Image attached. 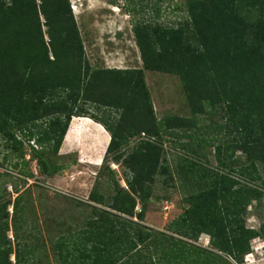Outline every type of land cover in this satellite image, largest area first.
<instances>
[{"label": "trees", "instance_id": "obj_1", "mask_svg": "<svg viewBox=\"0 0 264 264\" xmlns=\"http://www.w3.org/2000/svg\"><path fill=\"white\" fill-rule=\"evenodd\" d=\"M187 6L189 18L179 26L134 23L143 68H94L70 0H0V126L17 152L14 169L22 166L24 174L28 165L17 132L33 138L32 126L43 120H49L48 129L35 139L42 149L32 146V155L45 175L64 168L45 149L60 153L73 117L80 115L81 99L121 111L119 126L107 127L112 136L104 160L131 137L146 133L155 138L142 140L125 159L133 173L130 190H123L117 173L103 163L98 174L109 176L115 194L108 199L92 190L90 200L105 209L94 206L85 237L91 245L73 259L61 249L63 264H224L218 252L242 263L250 240L258 236L241 216L263 191L224 172L210 187L185 198L190 208L175 225L182 237L143 223L152 184L163 168L164 135L176 136L174 129L199 121L183 125L159 119L145 70L178 75L200 114L214 115L220 106L231 122L220 126L239 136L233 153L245 152L253 173L264 162V0H187ZM225 154L218 146L221 164ZM0 176V264H14L12 254L15 264H27L25 252L41 238L40 224L19 217L24 196L7 199L12 174ZM138 201L142 209L136 213ZM202 233L210 235L217 252L190 241Z\"/></svg>", "mask_w": 264, "mask_h": 264}, {"label": "rangeland", "instance_id": "obj_2", "mask_svg": "<svg viewBox=\"0 0 264 264\" xmlns=\"http://www.w3.org/2000/svg\"><path fill=\"white\" fill-rule=\"evenodd\" d=\"M70 1L87 58L94 68H143L141 52L135 41L134 23L146 21L171 27L179 26L189 18L187 0ZM93 1L94 7L91 6ZM114 8L118 9L114 11ZM145 76L159 119L172 118L173 123L183 125L199 121L191 127L174 129L176 136L164 135L161 141L163 168L152 184L144 225L182 237L175 225L190 208L185 198L210 187L220 172L241 184L260 187L264 193V162H258L257 173H253L248 155L241 149L233 153L231 147L236 146L239 136L235 129H222L220 126L231 124L220 106L214 115L200 114L190 103L178 75L145 70ZM77 109L80 115L73 117L60 153L55 155L45 149L64 166L54 176L40 171L31 150L32 146L42 149L35 139L48 129L49 120L32 126L35 131L33 138L21 131L16 134V138L23 141L28 163L23 166L24 174L19 171L22 166L18 170L13 168L18 161L17 152L9 134L0 126V174L4 171L12 174L6 185L7 199L15 200L22 193L24 199L19 217L30 223L36 220L40 224L41 238L31 241V247L25 252L27 264H63L61 249L69 250L70 259H73L89 247L91 241L85 237L91 230L89 222L93 219L94 206L105 209L104 205L90 200V193L96 188L108 199L115 194V186L109 176L98 174L103 163L117 173L120 187L130 190L129 181L133 173L127 168L125 159L142 140L155 139L146 133L131 137L104 160L112 136L107 127L119 126L121 111L82 99ZM218 146L226 149L222 164L216 157ZM119 156L122 158L118 159ZM3 179L0 176V183ZM141 209L142 204L138 201L136 213ZM9 212L14 215L13 205ZM241 217L247 228L258 232V236L250 240L249 253L242 263L224 253L218 254L224 264H249L248 260H255L250 264H264V195L251 202ZM9 238L14 240L12 231ZM190 241L217 252L207 233H202L196 241ZM10 259L16 263L15 254Z\"/></svg>", "mask_w": 264, "mask_h": 264}, {"label": "bare ground", "instance_id": "obj_3", "mask_svg": "<svg viewBox=\"0 0 264 264\" xmlns=\"http://www.w3.org/2000/svg\"><path fill=\"white\" fill-rule=\"evenodd\" d=\"M100 3H101V2H100ZM100 3H99V4H100ZM100 5H101V4H100ZM91 6H92V7H94V6H95V1H93V2H92ZM116 9H118V8H114V11H115ZM248 261H249V262H248L249 264H250V263H254V262H255V260H251V261H250V260H248Z\"/></svg>", "mask_w": 264, "mask_h": 264}, {"label": "built area", "instance_id": "obj_4", "mask_svg": "<svg viewBox=\"0 0 264 264\" xmlns=\"http://www.w3.org/2000/svg\"><path fill=\"white\" fill-rule=\"evenodd\" d=\"M166 209H169V206H167Z\"/></svg>", "mask_w": 264, "mask_h": 264}]
</instances>
